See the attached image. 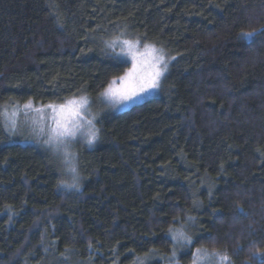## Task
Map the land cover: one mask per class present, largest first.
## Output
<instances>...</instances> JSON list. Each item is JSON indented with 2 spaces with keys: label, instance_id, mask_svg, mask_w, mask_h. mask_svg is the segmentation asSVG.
<instances>
[{
  "label": "trees",
  "instance_id": "obj_1",
  "mask_svg": "<svg viewBox=\"0 0 264 264\" xmlns=\"http://www.w3.org/2000/svg\"><path fill=\"white\" fill-rule=\"evenodd\" d=\"M260 29L264 0H0V264H143L184 247L175 231L192 241L180 264L196 249L260 264L264 34L241 39ZM120 37L175 62L160 96L100 107L81 190L63 187L60 160L19 143L4 109L99 100L131 67L106 47Z\"/></svg>",
  "mask_w": 264,
  "mask_h": 264
},
{
  "label": "snow or ice",
  "instance_id": "obj_2",
  "mask_svg": "<svg viewBox=\"0 0 264 264\" xmlns=\"http://www.w3.org/2000/svg\"><path fill=\"white\" fill-rule=\"evenodd\" d=\"M257 32L264 34V29L241 33V39L252 40ZM117 41H111L106 47L114 49ZM121 53L128 56L132 63L131 67L119 77L125 87L115 90V80L109 82L101 93V96L109 99L113 105L123 102H135L144 94L160 87V80L168 69V63L172 58H166L165 54L153 46L144 45V52L139 51L140 41L122 39L119 40ZM88 97L81 95L78 98L66 99L60 103H49L40 107H34L31 100L23 105L25 110H33L39 114V120L45 119V109L49 112L51 123L48 125V135L43 143L57 155L64 168L73 174V182L63 187L79 190L80 177L76 168V154L70 149L83 138L84 143L92 146L99 139V129L96 127V116L90 112ZM13 116L17 113L13 112ZM91 116V118H88ZM35 122V121H34ZM14 123V122H13ZM43 131V129H41ZM64 169H62L63 171ZM191 220V218H189ZM172 231V230H170ZM173 240L178 244H190L191 237L185 231L172 233ZM255 255V253H253ZM205 259L208 264H230V258L223 252H212L196 249L193 264L198 260ZM260 264H264V253H261Z\"/></svg>",
  "mask_w": 264,
  "mask_h": 264
},
{
  "label": "rangeland",
  "instance_id": "obj_3",
  "mask_svg": "<svg viewBox=\"0 0 264 264\" xmlns=\"http://www.w3.org/2000/svg\"><path fill=\"white\" fill-rule=\"evenodd\" d=\"M122 39H128V38L120 37V38L115 39V41H117L116 46L114 47V49H112V48H109V49L111 52H113V55H115L117 58H119L121 60L128 61L131 65V63H132L131 59L128 56L121 53V47L119 45V40H122ZM130 40H135V39H130ZM112 41H114V40H112ZM144 45H146V44H143L140 42V46H139L140 52L145 51ZM150 46H153L154 48L161 50L165 54L166 58H172V56L167 51H165V50H163L157 46H154V45H150ZM174 62H175V59H170V62L168 63V69L164 73L163 77L160 80V87L158 89L151 90L147 94H144L141 98L137 99L135 102H123V103H118V104L113 105L109 99L104 98L102 96H100L99 100L88 98L90 101V106H89L90 112L92 115H95L97 117L95 124H97V121L99 120V117L101 116V112H99L100 107H102L105 111H109V112H113V113L118 114V113H122V112L130 109L134 105L141 104L150 98L160 96L162 93L164 82H165L166 78L168 77ZM115 81H116L115 84H113V88L115 90H122L125 87V85H123L119 79L115 80ZM34 107H40V106L34 105ZM13 112H16L17 115L13 116L12 115ZM88 118H91V116H89ZM4 119L7 123L8 128H9L8 132H10V134L12 136L16 137L17 141L19 143H21L23 145H40L44 149L52 152V150L47 145H45L43 143L44 139H46L47 135H48V125L51 123V121L49 119V112L47 109H45V119L43 121H40L39 120V114L34 112L33 110H25L23 108V106H11L10 105L4 109ZM41 129H43V131ZM14 141H16V140H14ZM78 141L79 142L75 143L73 145V147L70 149L71 151L75 152V154H76L77 172H78V153H79L80 145H86L88 147H94L98 140L92 146H89L86 143H84L83 138H81V137H78ZM54 156L60 160V158L57 155L54 154ZM60 162H61V160H60ZM62 167L64 169L65 174L70 179L69 184H71L73 182V174L71 172L67 171L64 168L63 164H62ZM80 182H81V178L79 181V185H81ZM79 190H81V186H79ZM170 238L173 240L172 232L170 233ZM173 242L175 244H177V246L181 245L184 247H178L177 251H175L171 257L160 256L156 253L152 254L151 256H149L148 258L145 259V263H143V264H156V263H158V264H180L178 262L179 257L183 253H185V251H187L186 249H188V248H186V246H189V245L191 246L192 242L190 244H183V242L178 244L177 241H175V240H173ZM201 250H204V251H207L208 253H211V252H209V250H205V249H201ZM192 264H193V262H192ZM197 264H208V261L205 259H201V260L197 261Z\"/></svg>",
  "mask_w": 264,
  "mask_h": 264
}]
</instances>
